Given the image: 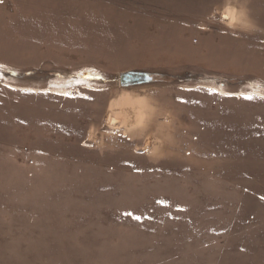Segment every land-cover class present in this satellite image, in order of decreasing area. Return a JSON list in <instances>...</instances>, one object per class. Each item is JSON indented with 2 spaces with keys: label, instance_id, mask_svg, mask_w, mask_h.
<instances>
[{
  "label": "rangeland",
  "instance_id": "obj_1",
  "mask_svg": "<svg viewBox=\"0 0 264 264\" xmlns=\"http://www.w3.org/2000/svg\"><path fill=\"white\" fill-rule=\"evenodd\" d=\"M0 264H264V0H0Z\"/></svg>",
  "mask_w": 264,
  "mask_h": 264
},
{
  "label": "bare ground",
  "instance_id": "obj_2",
  "mask_svg": "<svg viewBox=\"0 0 264 264\" xmlns=\"http://www.w3.org/2000/svg\"><path fill=\"white\" fill-rule=\"evenodd\" d=\"M226 17L227 16H224L225 19H228V17ZM129 106L131 105H126V107H119L111 110L107 117V124L110 126H116L117 128H124L129 124L134 125V123H139L141 126L143 116L141 115L140 110ZM154 145H156L154 142H147L145 150L150 153L155 152V148L153 147Z\"/></svg>",
  "mask_w": 264,
  "mask_h": 264
},
{
  "label": "water",
  "instance_id": "obj_3",
  "mask_svg": "<svg viewBox=\"0 0 264 264\" xmlns=\"http://www.w3.org/2000/svg\"><path fill=\"white\" fill-rule=\"evenodd\" d=\"M119 81L122 87H134L151 83L153 77L144 72H127L120 77Z\"/></svg>",
  "mask_w": 264,
  "mask_h": 264
},
{
  "label": "crops",
  "instance_id": "obj_4",
  "mask_svg": "<svg viewBox=\"0 0 264 264\" xmlns=\"http://www.w3.org/2000/svg\"><path fill=\"white\" fill-rule=\"evenodd\" d=\"M147 88H149V87H143V88H140V87H133V88H126V89H129V90H132V91H134L133 93H135L136 91H141V90H147ZM137 107H139V105L137 106ZM160 118V117H159ZM157 119V120H160L161 122H163L164 120H162V119ZM162 141V140H161ZM164 141V140H163ZM168 148H169V146H168ZM167 148V149H168ZM170 149V148H169Z\"/></svg>",
  "mask_w": 264,
  "mask_h": 264
},
{
  "label": "snow or ice",
  "instance_id": "obj_5",
  "mask_svg": "<svg viewBox=\"0 0 264 264\" xmlns=\"http://www.w3.org/2000/svg\"><path fill=\"white\" fill-rule=\"evenodd\" d=\"M227 18V17H226ZM248 99H251L252 97H247ZM136 219L137 220H139L140 219V217H136Z\"/></svg>",
  "mask_w": 264,
  "mask_h": 264
},
{
  "label": "flooded vegetation",
  "instance_id": "obj_6",
  "mask_svg": "<svg viewBox=\"0 0 264 264\" xmlns=\"http://www.w3.org/2000/svg\"><path fill=\"white\" fill-rule=\"evenodd\" d=\"M126 88H128V87H126Z\"/></svg>",
  "mask_w": 264,
  "mask_h": 264
}]
</instances>
